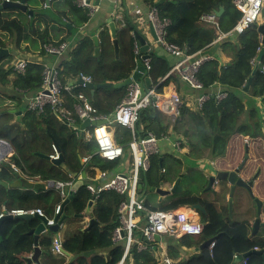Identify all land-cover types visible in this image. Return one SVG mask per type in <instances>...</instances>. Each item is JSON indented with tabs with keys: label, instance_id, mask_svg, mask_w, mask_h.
I'll return each mask as SVG.
<instances>
[{
	"label": "trees",
	"instance_id": "trees-1",
	"mask_svg": "<svg viewBox=\"0 0 264 264\" xmlns=\"http://www.w3.org/2000/svg\"><path fill=\"white\" fill-rule=\"evenodd\" d=\"M142 1L155 7L160 19L170 21L164 40L177 44L188 54L204 49L215 38L214 29L200 21L202 14L216 13L222 7L221 16L218 19L223 32L230 30L241 15L234 6L233 0H163L157 6L154 5L159 0ZM26 3L37 7L42 6L43 0H26ZM119 4L123 10L124 1L120 0ZM55 11L56 16L50 17L44 14V11L39 10H36L32 16L27 13H18L15 8L0 10V46L5 47L12 43L14 48H20L22 42H30L36 47L34 36L40 40L42 45L49 43L47 26L55 20H59L67 32V35L56 44L69 41L74 36L76 28L91 17L87 9L77 6L76 0H65V5L62 4L61 9L55 7ZM61 14L67 15L66 21L60 20L59 15ZM121 15L127 21L128 17L122 13ZM112 19L118 28L116 37L120 46L119 58L114 57L109 28L104 24L98 32L99 53L97 56L94 55V43L89 35L75 38L74 44L63 54L61 62L56 65L61 82H69L80 72L90 75L96 83L119 82L130 76L137 62L133 52L135 40L132 35L136 26L130 20L124 23L123 19L122 22L116 18ZM41 21L44 22L43 30L35 26ZM67 22L74 27L69 29V26H66ZM236 41L237 45L231 42L223 44L225 49H230L233 53V59L226 67L219 69L217 61L209 59L199 66L196 74L204 89H208L213 84L223 86V91L227 94L224 99L216 102L214 95L210 94V98L200 110L181 105L183 118L181 123L185 122L186 127L150 104L139 110V119L135 127L137 134L143 135L150 132L160 137L169 134L170 130L180 129L181 132L184 128L186 143L191 148L193 156H200L204 151H208L213 157H226V161L224 159L217 163L219 169L226 170L235 167L243 154L244 147L242 144L230 145L231 136L245 133L257 135L262 127L257 121L255 122L256 127L252 128L247 126L246 129L244 126V129L239 125L245 107L241 92L238 90L252 76L251 95L264 94V74L257 70L252 75L254 67L252 61L256 60L259 48L262 46L258 30L255 27H248L242 33L237 34ZM38 55L42 62L31 60L22 74L6 66L11 60V54L8 53L0 58V139L7 141L13 149L11 157L0 163V180L19 178L23 174L29 177L38 176L41 181L67 182L72 181L70 173L78 175L81 171H85L88 174L85 184L77 189L74 196L62 208L63 213L69 216L68 224H71L82 220L81 214L85 211L89 200L93 198L86 185L94 177L95 172L97 170L114 172L119 168L122 169L130 162V157L128 155L126 160L114 161L102 159L95 153L96 147L93 141L80 139L78 133L66 123L61 122L49 107H45L41 114L26 110L23 116L14 119V113L8 111L7 100L13 103L12 107L26 108L25 98L34 94L40 87L41 70L46 59L56 56L45 54L42 48ZM148 55L151 62L149 71L151 86L157 92H161L170 76L160 80L166 76L170 66L160 53L153 51L148 52ZM261 61L264 62V55ZM126 88H99L95 90L91 103L99 113L109 115L115 105L126 95ZM76 89L80 88L74 87V90ZM66 103L71 109L73 101L68 96H66ZM254 113L257 114V111L252 109L250 115L253 116ZM112 128L116 144L126 148L131 140L130 130L118 124H114ZM54 142L63 158L60 164H54L39 155L52 154L51 145ZM254 151L257 152L256 149ZM86 156L90 157L82 162V158ZM149 161V169L140 174L138 181L147 185L148 189L142 197L147 206L157 210H172L200 202L206 207L210 217L208 221L205 216L202 217V221L206 224L202 234L198 236L163 237L168 243L166 247L168 256L176 259L183 249L197 248L204 240L220 234L211 251L204 249L189 254L175 264H231L237 253H244L258 245H264V225L261 242L255 234L252 235L250 232L249 220L253 216L251 210L254 211V203L249 195H244V193L239 195L237 207L239 210L242 209V217L237 222L228 217L227 207L221 194L217 195L215 205L210 203L208 195L201 196V191L207 184V178L202 170L194 166V160H186L189 163L184 164L161 148L160 153L152 155ZM12 164L22 174L14 171ZM247 164L251 166V172L257 167L254 162ZM177 180L182 188L181 191L170 193L161 201L155 192L149 191V187L170 190ZM258 193L262 194L260 190L256 191V194ZM141 194L142 190H139V195ZM6 195L9 197L8 205L15 204L14 207L8 208V211L38 207L43 210L44 215L48 216L55 214L56 205L62 203L59 192L53 187L38 192L31 189L20 191L17 188L7 191L0 185V209ZM235 196L237 200V191ZM121 200L122 196L114 191H103L99 197L94 199L91 213L92 216L95 215L97 222L86 231H82L79 227L76 235L70 238L66 236L60 240L62 249L69 253L68 257L52 251V234L54 233H51V236L42 235L38 245L42 248L43 255L49 259L46 264H116L122 255L123 248L121 243L112 242L111 233L118 225L117 207ZM233 211L234 207L232 215ZM36 221L38 220L11 218L2 222L0 226V264H27L22 255L33 250V237L28 231L36 226ZM161 237L157 236L153 242L143 240L146 248L140 251L133 246L130 264H161L160 258L158 260L155 257L160 250ZM101 251H105V254H100ZM259 260L258 254H251L246 258L245 263L257 264Z\"/></svg>",
	"mask_w": 264,
	"mask_h": 264
},
{
	"label": "built area",
	"instance_id": "built-area-1",
	"mask_svg": "<svg viewBox=\"0 0 264 264\" xmlns=\"http://www.w3.org/2000/svg\"><path fill=\"white\" fill-rule=\"evenodd\" d=\"M96 1L77 0L76 4L78 7L87 9L88 13L92 15L99 7ZM113 2L118 4L120 0H113ZM232 2L241 15L227 32H223L220 29L216 13H206L200 16L201 22L215 30L218 39L242 33L252 23L258 21L264 7V0H233ZM147 19L155 35V39L152 37L154 43L160 45L166 53L177 58L176 62L168 70L167 75L175 73L189 89L200 92L194 102V109L200 110L210 98L211 93L204 92L205 89L197 79L196 74L199 66L204 61L211 59V57L204 55L201 50L188 54L177 44L165 41L164 36L170 21L168 19H160L155 7L150 6ZM69 47V43L63 41L59 44H44L42 49L45 54L62 57ZM133 52L137 58L136 61H140L143 65L145 75L149 76V71L151 70L149 57L141 59L142 53L136 43L134 44ZM31 60L33 59L27 55H19L13 62L12 68L22 74ZM34 60L42 62L41 57ZM255 61L253 60L252 62L255 64ZM260 70L264 73V65L261 66ZM79 78L82 80V84H69ZM92 81L90 75L80 72L74 79L63 83L59 79L56 66L52 64L49 67L48 63L45 62L41 70L40 87L34 94L25 98V104L27 111H32L36 114L43 113L45 107H49L50 111L67 125L74 126L77 119H88L90 122H94V124H90V130L87 131L86 137L93 140L97 148V154L102 159L108 161L123 160L126 153L129 155L130 162L122 169L119 168L114 172L102 171L99 173L101 178H106L105 181L86 185L93 199L99 197L103 191H114L122 196V200L117 207L118 225L111 233L112 242L115 244L121 243L123 248L122 255L116 264H125V262L130 264L132 262L131 249L133 246H136L138 251L146 248L145 243L142 242L143 240L153 242L157 236L178 238L183 235L198 236L202 234L206 222L202 221V219L196 220L190 215L189 211L192 210L197 213L194 209L188 206L184 207L185 209L179 207L172 210L152 209L145 204L137 188L140 174L145 173L149 169L150 157L160 153L159 142L161 140H169L168 135L156 137L150 132L143 135L137 134L135 127L139 119V110L152 104L155 108L170 116L172 120L181 122L183 120L180 110L183 104L181 97L176 93L166 95L157 92L154 88L147 89L140 80L132 81L126 88V95L115 107V116L112 120L115 124L128 128L131 132V140L128 142L127 147L124 148L114 141V133L109 126L110 123H97V121L107 116L99 114L94 105H92L88 94L84 92L86 89L85 83ZM74 87L80 89L74 90ZM226 95L224 91H217L214 94V98L216 102H219ZM66 96L73 101L71 109L67 106ZM182 145L183 141L180 137H175L171 140V146L178 155L183 152ZM52 147L53 153L50 154V157L56 159L58 158V153L55 146L53 145ZM12 153L11 145L4 139H0V163L3 160H8ZM11 167L14 171H18L13 164ZM53 185L58 189L61 197L65 198V187L70 188L72 183L57 180L53 181ZM60 209L58 204L55 208V213H58ZM7 213L15 216L24 214L44 215L43 210L38 207L12 209L7 211ZM2 215L3 213H0V217ZM214 243L210 244V251ZM160 247L162 249L161 242ZM161 249L160 252H162ZM52 251L62 254V245L58 237L53 239ZM160 261L161 264H172L173 262L171 258L162 253L160 254Z\"/></svg>",
	"mask_w": 264,
	"mask_h": 264
},
{
	"label": "crops",
	"instance_id": "crops-1",
	"mask_svg": "<svg viewBox=\"0 0 264 264\" xmlns=\"http://www.w3.org/2000/svg\"><path fill=\"white\" fill-rule=\"evenodd\" d=\"M12 1H17V0H12ZM46 1H47V3H46ZM123 1L125 3V7L122 10L121 5L119 3L118 4L114 3L113 0H100V3L98 4L99 5L98 10L94 14L90 15L91 17L88 19L87 22L83 23L78 28H76V31L74 33V36L71 38V40L66 41V42H68L69 43V46L71 47V45L74 44L75 38H77V37H81V36H85V35L86 36L87 35L91 36L92 34H96L98 36V32L100 31V29L102 28V26L104 24L107 25V20L108 19L111 18V20L113 21L112 18H116L118 20H121V22H122V19L125 20L124 17H122V15H121V13H122L123 15L125 14L128 17L127 21L130 20L132 24H135L136 29L143 36H145L147 42L150 44L149 53L150 52H153V51L154 52H157V53H160L167 60V63H168V65L171 68V66L176 62L177 58L174 57V56H172V55H170V54H168V53H166L162 49V47H160V45L154 43V39L152 38V35H151V26L149 25L148 19H147L148 18V11L150 9V5L147 4V3H144L142 0H123ZM1 2H2V0H0V3ZM51 3H54L55 7H57L58 9H61L62 8V4L65 5V0H51V1L43 0L42 6H37V7H35L33 5H29L27 3L26 4H27V7L32 10L33 14L36 12V10H39V11H44L45 13L44 12L43 13L44 14H47L50 17H54V16H56L55 15V12H56L55 11V7H53V9H52V15H49L48 14V10H47L48 8H50ZM263 12H264V10H262V14L260 15L257 23H261V22L264 21V13ZM18 13H27V12H21V11L18 10ZM27 14L29 16H32L33 15V14L30 15L29 13H27ZM59 18L63 22V21H66V19L68 17L65 14H61V15H59ZM127 21L125 20L124 23H126ZM35 26L38 27L39 30H43V28H44V22L41 21L38 24L36 23ZM66 26H69V29H71V28L74 27L69 22L66 23ZM47 31H48V35L50 37V42L49 43H53V44L58 43V41L62 40L61 38L65 37L67 35V32L62 27V25L59 22V20H57V21L55 20V21L49 23V25L47 26ZM213 31H214V34H215V38L212 40V42L210 43V45H208L207 47H205L204 49H202L201 52L204 55L210 56L211 57L210 60H216L217 63H218V65H219L218 68L219 69H223L233 59V53H232V51L230 49H225L223 47V44L225 42H231V43H235V45H237L238 44L237 41H236V36L237 35L235 34V35H232V36L227 37V38H220V39H218L215 30H213ZM33 40H34V42H36V45H37L36 47H34L32 45V43H30V42H22L20 44V48H18V47L14 48V46L12 45V43H9L5 47H1L0 46L1 48L8 49V53L12 55L11 60L9 61V63L6 64V66L12 67L13 62L15 61V59L17 57H19V55H23V54L24 55H27L29 58H31L33 60L35 58L36 59L40 58L39 55H38V52L41 50L42 46L44 44H47V43H44L42 45V43L40 42L39 39L36 38V36H34ZM135 43L136 42L134 41V44ZM70 47L67 50H69ZM94 48H95V45H94ZM262 48H264V45H262L259 48V52L261 51ZM67 50H66V52H67ZM8 53H6V54H8ZM119 53H120V46H119ZM95 56H97V55H95ZM53 57H55V58H52V56L48 57L46 59V63H53L56 66V65H58L61 62V58L62 57H59V56H53ZM114 57H115V55H114ZM118 58H119V54H118V57L117 58L115 57V59H118ZM262 65H264V62L263 61L260 62V68H261ZM260 68H259V71H261ZM134 70H135V68H134ZM169 76H170L169 77L170 79L167 80V84L163 87V89H162V91L160 93H163V94H166V95L169 94V93H176V94H178L181 97V99L183 101V104L182 105H184V106H186V107H188L190 109L191 108L194 109L195 99H196L197 95L200 92L199 91H196V90L189 89L188 87H186L185 84L178 78V76L175 73L169 74ZM166 77H168L167 74L160 81L164 80ZM250 77H251V81H250L247 89L246 90L243 89L245 87V85L247 84V82H246V83H244V85L242 86V88H240V90H238V91L241 92L242 102H243L244 107H245L244 113L242 114V116H241V118L239 120V125L241 126V128H244V129H245V127L247 129V126L249 128H252V127H256V125H255L256 123L255 122L257 121L258 122V125H260V127L261 126L262 127L260 128L259 133L257 135H252L250 133L234 134V135H232L231 138L229 139V144L232 145V146L233 145H236V144L237 145L242 144L243 147H245V145L247 147H251V148H253L251 150V153L252 154H260L263 157L262 159L264 160V152L261 151V149H259L262 145L264 147V94L263 95H251L252 80L253 79H252V76H250ZM150 80H151V77H150ZM151 85H152V81H151ZM150 88H153V87L151 86ZM223 90H224V87L221 86L220 84H213L208 89H205L204 92L211 93V94L214 95L217 91H223ZM84 92L86 94H88V96L90 98V101H91L92 98L90 97V94H89L88 89L84 90ZM94 95H95V93H94ZM101 97H104V96H101ZM7 102L9 104L8 111L11 110V109L15 110V113H14V115H15L14 119L15 120L17 118H19V116H23V114L26 112V108L22 109V107H12L13 103L11 101H8V100H7ZM118 104H116L115 107ZM24 105H25V100H24ZM115 107H114V110L112 111V113H114ZM252 109L256 110L257 111V114L254 113L253 116H251L250 115V112H251ZM18 112H20V113H18ZM99 114L104 115L102 113H99ZM105 116H108V115H105ZM81 121L82 120L77 119V121L74 124V126L68 125L72 129H74L78 133L79 136H80V130L77 128V124H79ZM181 122H183V120ZM181 122H179V124L180 125L183 124L184 127H186V124H184L185 122L184 123H181ZM110 128H112V127H110ZM183 129H181V132L179 131L180 129L179 130H170V133L169 134H165V135H168L169 140H166V141L161 140L159 142L160 148H162L165 151H166V147L167 148H169V147L170 148H173L171 146V140H173L175 137H180L182 139V141H183V145H182L183 146V152L179 153L178 157L181 158V161L182 162H183V160L185 162H186V160L187 161H191V160L193 161L194 160L195 162H198L197 163L199 165L198 169H200V170H202L204 172V174L206 175V178L208 177V175L210 173H216L217 170H221V169H219L217 167V163L222 162L226 157H213L211 154H209L208 151H204L202 155H200V156H198V155L197 156H194L192 159L188 156L187 151H188V153L190 155H191L192 151H191V149H189V146L186 143V136L183 133ZM89 130H90V126L87 127V128H84L82 130L83 131V136H82V138L80 136V139H85L87 141H93V140L88 139L86 137V133ZM112 131L114 133L113 128H112ZM51 146H53V144ZM52 149H53V147H52ZM255 149L256 150L258 149L257 152H254ZM194 152L197 153L196 151H194ZM95 153L97 154V148L95 150ZM127 156H128V154L126 153V155L124 156V159L125 160H126ZM173 156L175 158H178V157H176L175 154ZM89 157L90 156H88V157L86 156V157L82 158V162L86 161ZM3 161H7V160H3ZM225 161H226V159H225ZM16 172H20V174H22L20 170H18ZM100 172H102V171H98L97 170L95 172L94 177H92L91 178V181L88 182L87 184H90V183H101V182L105 181L106 178L104 179V178H101L100 177V174H99ZM83 173H85V178L82 177V174ZM69 176H70V178H72L71 179L72 181H68V182H71L72 184L74 182H76L77 180H80V179L83 180V184H85L86 179H88V174H86L85 171H81V173H79L78 175L75 174V173H70ZM17 179H22V180H26V181L33 182L35 184L36 183H39V184H43L44 185V188L43 189H39V190H34V189H31V188H25V187H22V186H20V187H12V188H17L20 191H24V190L31 189L34 192H38V191H45L46 189H48L50 187H53L55 190L58 191V189L53 185V183H52V185L49 184V182L52 181V180H49V181H41V180H39V177L38 176L29 177V176H26V175H23L22 174V176H19V178L2 179V181L5 182V183H7V184H9L11 182L16 181ZM223 184H224L223 181H219V182H216L215 183V186H213V187H215L216 189H219L221 186H223ZM71 186H70V188L69 187H65V190L64 191L66 192V197L68 196V194H69V192L71 190ZM4 188L7 191H9L10 189H12L10 187H8V188L4 187ZM75 192H74V194H75ZM260 192L262 193L261 196L264 197V190H260ZM223 193H221V195ZM255 194H256V191H255ZM66 197L65 198H62L61 197L62 198L61 199L62 202L66 199ZM223 197H226V195H224V196L222 195V198ZM93 201H94V199H93ZM8 203H9V197L6 195V199L2 203V207L0 209V213H3L4 210L5 211H8L7 210L8 208L14 207V205H15L13 203H12V205H8ZM186 206L187 205L180 206L179 208L185 209L184 207H186ZM92 208H93V206L90 209L91 212H92ZM189 212H190V215L194 219H196V220L197 219H202L198 215V213H195L193 210L192 211H189ZM239 212H240V210L238 208H235V210L233 211V215H232V217L230 219H233V217H234L235 221L238 222L239 221V218H240L239 217L240 216ZM251 213L253 214V216L249 220V227H250L251 222L255 218L254 211L252 212V210H251ZM55 214L48 215L47 218L49 220H52L53 217L55 216ZM63 214H65V213H63ZM65 215H67V214H65ZM91 215H92V213H91ZM92 217L95 218V215H93ZM68 220H69V216L67 215V218L63 220L62 224L59 227V230H58V233H57L58 235L57 236H58V238L60 240H63V238L66 237V236L69 237V238L70 237H73L74 235H76L79 232V227H81L82 229L85 228L87 226V224H88V221H89L88 217H85V216L84 217L82 216V220H80L78 222H73L71 224H68ZM262 220H263V218H262ZM36 222L38 223V221H36ZM37 223H36V225H37ZM42 235L51 236V232L45 231L44 233H41L39 235V237H38V243H40L39 242V240H40L39 238ZM32 237H33V235H32ZM52 237L54 239L56 237V235L55 234H52ZM163 237H167V236H162L161 239L159 240V248L161 249V247H160V242H161V244H162L161 251L162 252H160V250H159V252L156 253L155 257L158 260L160 258V254L161 253L164 254V255H166V256H168L167 249H166V247L168 246V243L165 240L166 238H163ZM33 245H34V241H33ZM256 247H254V249H256ZM40 249H41V253L39 255L40 264H46L49 259H47L43 255L42 248H40ZM190 250L191 249H189V250L183 249V252L176 259H173V258H171L169 256L168 257L173 260L172 264H175L177 261H179L182 258L186 257L187 255L191 254L190 253ZM99 253L100 254L101 253L102 254H105V251H101ZM31 254H32V251L30 253H25L22 256L23 257H27V256H30ZM258 255L260 256V260L257 261V264H262V262L264 263V253L263 254H258ZM244 261L246 262V258L241 261V264H244ZM159 262L161 263V261H159ZM31 264H34V263H31Z\"/></svg>",
	"mask_w": 264,
	"mask_h": 264
},
{
	"label": "water",
	"instance_id": "water-1",
	"mask_svg": "<svg viewBox=\"0 0 264 264\" xmlns=\"http://www.w3.org/2000/svg\"><path fill=\"white\" fill-rule=\"evenodd\" d=\"M163 0H159L155 3L154 6H157L159 3H161ZM47 3V1H46ZM100 0L96 1V4H99ZM8 8H15L21 12H27L30 15L33 14L32 10L29 9L27 7L26 4V0H17V1H12V0H2V2L0 3V10L3 9H8ZM223 8L221 7L218 11H216V15L219 17L221 15ZM107 26L109 28V32L111 35V44L113 47V52L115 57H118L119 54V43L116 37L117 34V27L114 23V21L110 19L107 20ZM250 27H255L259 34H260V42L262 45H264V21L261 23H252L250 25ZM132 35L133 38L136 42V44L139 46L140 48V52L142 53L141 59H145L148 58V52L150 49V44L147 42L145 36H143L136 28L133 29L132 31ZM151 35L152 37L155 39V35L154 32L151 28ZM91 38L94 42L95 48H94V54L97 55L99 52V41H98V36L96 34H92ZM6 53H8V49H4L0 47V58L3 57ZM264 55V48L261 49V51L258 53L253 70H252V75L259 70L260 68V62L262 60V57ZM52 64L48 63V66L50 67ZM136 80H140L143 82L144 87L149 89L151 87V80L150 77L145 75L144 73V67L141 64L140 61H138L136 63V67L135 70L131 73L130 76H128L127 78L123 79L122 81L119 82H88L85 83L86 89H88L90 97L93 99L94 97V93L95 90L99 89V88H123V87H127L132 81H136ZM251 81V77L248 78L247 84L245 85V87L243 88L244 90L247 89L249 83ZM70 85H80L82 84V80L79 78L76 81H72L69 83ZM12 113H15V110L11 109L9 110ZM20 113V112H18ZM114 113L109 114L106 118H103L99 121H97V123H111L113 118H114ZM90 124H94V122H90L88 119H83L79 124H77V128L80 130V136L82 138L83 136V129L87 128L90 126ZM53 145L55 146V149L58 153V158L56 159H52L49 155H43V154H39L42 157H45L47 159H49L52 163L54 164H60L63 161L62 155L60 153L59 148L57 147V145L55 144V142L53 143ZM248 149L245 148V152L246 155L244 156L243 160L238 164V166L233 167L231 169H226V170H217L216 173H210L207 177V185L206 187L202 190L201 194L204 192H212L214 194L215 190L213 189V186L215 185L216 182L219 181H226L229 185V197H228V212L229 215L231 216V211H232V205H233V194L235 190H240V191H245L253 200L254 203V215L255 218L254 220L251 222L250 224V232L252 235H254V233L257 231L259 225L261 224L260 222V216H261V212L263 211V207H264V197L261 196L260 193L255 194V188L256 191L257 190H264V169L262 170L261 167H257L255 172H251L250 171V165H247V167L244 165L246 159L248 158V154H247ZM161 161V159H160ZM246 168V169H245ZM241 170H243L244 176L241 175L240 173L242 172ZM82 177L85 178V173L82 174ZM52 181L49 182V184L52 185ZM0 185L3 187H25V188H31L34 190H39V189H43L44 185L43 184H39V183H33L30 181H26V180H22V179H17L14 182H11L9 184L3 182L2 180H0ZM83 185V180H77L76 182H74L71 186V190L68 194V196L66 197V199L62 202V204L60 205V211L58 213L55 214V216L53 217L52 220H49L47 218L46 215L43 216H37V215H30V214H24V215H12V214H8L7 211L4 210L3 215L0 217V226L2 224V222L6 219H11V218H20V219H24V220H33V219H37L38 223L34 228L29 229L28 233L33 235V241H34V245H33V250H32V254L30 256L27 257H23V260L27 263V264H40L39 261V255L41 253V249L38 246V237L41 233H44L45 231L54 233L56 235V237H58L57 233L59 230L60 225L62 224L63 220L67 218V215L63 214L62 208L63 206L74 196V192L77 191V189ZM138 190H142V194L141 197H143V195L146 193L147 191V185H143L141 183H139L137 185ZM181 187L179 185V180H177L174 184V186L170 189V190H166L160 187H149V191L151 192H155L158 196H159V201H161L166 195L170 194V193H175V192H179L181 191ZM93 204V198H91L87 204V207L85 209V211L82 213V216L84 217H88L89 221L88 224L85 228L82 229V231H86L88 230L94 223H96V219L92 217L91 215V206ZM191 209H194L197 213L200 212L202 214H204L205 216H207V211H206V207L204 205H202L200 202L196 203L192 206H188ZM220 236V234L210 237L206 240H204L197 248H192L190 250V253H195L204 249H209L210 244L214 243L217 238ZM62 253L66 256H69V253H67L64 249H62ZM264 253V249L261 250H256V249H252L249 250L247 252L244 253H237L234 257V260L232 261L231 264H241V261L245 258H247L249 255L251 254H263Z\"/></svg>",
	"mask_w": 264,
	"mask_h": 264
},
{
	"label": "flooded vegetation",
	"instance_id": "flooded-vegetation-1",
	"mask_svg": "<svg viewBox=\"0 0 264 264\" xmlns=\"http://www.w3.org/2000/svg\"><path fill=\"white\" fill-rule=\"evenodd\" d=\"M262 147H263V145L259 148V149H262ZM245 148H247L248 149V151H247V154H248V158L246 159V161H245V163H244V165L247 167V163H250V162H254L255 164H256V166L257 167H261L262 168V170L264 169V160L262 159L263 157L260 155V154H252L251 153V150L253 149V148H251V147H247L246 145H245V147L243 148V154H242V156L240 157V159H239V161H238V163H237V165L236 166H238V164L243 160V158H244V156L246 155V152H245ZM258 150V149H257ZM255 152V151H254ZM254 155V156H253ZM235 166V167H236ZM256 167V168H257ZM256 168L254 169V171L253 172H255V170H256ZM246 169V168H245ZM242 172L240 173L241 175H243L244 176V173H243V170H241ZM224 182V184H223V186H222V190H221V193H223L222 195L224 196V195H226V197H223V200H224V202H225V204H226V207H227V212H228V197H229V192H230V190H229V185H228V183L226 182V181H223ZM215 186V185H214ZM213 189L215 190V192H214V194L212 193V192H208L207 194L209 195L208 197L210 198V203L212 204V205H215L216 203H215V200H216V197H217V195H218V191H217V189L215 188V187H213ZM237 191V194H238V198H237V200H236V196L234 197V194H235V192ZM242 193H244V195L246 194V195H248L245 191H240V190H235L234 191V194H233V205H232V209H233V207H234V210H235V208H238L237 206H238V199H239V195H241ZM234 201H235V204H234ZM206 211H207V209H206ZM241 213H242V209H240V212H239V214H240V218L242 217L241 216ZM198 215L202 218L203 216H205L204 214H202V213H200V212H198ZM228 217L229 218H231L232 217V211H231V216L229 215V212H228ZM205 218L207 219V221L210 219V217H209V214H208V212H207V216H205ZM262 218H263V220H262ZM233 219H234V217H233ZM235 220V219H234ZM260 222H261V224L259 225V227H258V229H257V231H256V233H255V235L258 237V241L259 242H261V240H262V227H263V225H264V213H263V211L261 212V216H260ZM261 249H264V245H258L257 247H256V250H261Z\"/></svg>",
	"mask_w": 264,
	"mask_h": 264
},
{
	"label": "rangeland",
	"instance_id": "rangeland-1",
	"mask_svg": "<svg viewBox=\"0 0 264 264\" xmlns=\"http://www.w3.org/2000/svg\"><path fill=\"white\" fill-rule=\"evenodd\" d=\"M53 7H55V5H54V3H51L50 8L47 9L49 15H52V9H53ZM263 10H264V7H263ZM263 13H264V12H263ZM261 14H262V12H261ZM52 58H55V57L52 56ZM185 86H186V85H185ZM186 87H187V86H186ZM114 124H115L114 122H111V123L109 124V126L112 127V126H114ZM189 149H191V148L189 147ZM166 151H168V152L171 153L172 155L175 154L176 157H178V153H176L175 150H174L173 148H170V147L167 148V147H166ZM261 151L264 152V147H262ZM187 154H188V156H189L191 159L194 157L193 154L190 155V154L188 153V151H187ZM186 157H187V156H186ZM189 157H188V158H189ZM176 159H178V160L181 161V158H180V157H178V158H176ZM183 163H184V164H187V163H189V162H185V161L183 160ZM190 163H192V162H190ZM193 163H194V166H195V167H197V168L199 167V165L197 164L198 162H195V161H194ZM206 185H207V184H206ZM205 187H206V186H205ZM205 187H204V188H205ZM222 189H223L222 186H221L219 189H217L218 194H221V190H222ZM201 192H202V191H201ZM207 193H208V192H204V193L201 194V196H202V197H206V196L208 195ZM209 195H210V194H209ZM209 195H208V196H209ZM210 196H211V195H210ZM143 199H144V198H143ZM81 229H82V228H81Z\"/></svg>",
	"mask_w": 264,
	"mask_h": 264
}]
</instances>
